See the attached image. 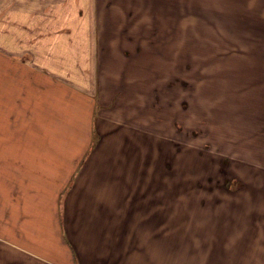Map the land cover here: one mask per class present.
Masks as SVG:
<instances>
[{
  "label": "rangeland",
  "instance_id": "rangeland-1",
  "mask_svg": "<svg viewBox=\"0 0 264 264\" xmlns=\"http://www.w3.org/2000/svg\"><path fill=\"white\" fill-rule=\"evenodd\" d=\"M94 11L99 158L126 173L141 217L164 232L161 250L175 253L168 262L205 255L198 241L227 226L225 239L264 241V0H97ZM27 115L7 127H30ZM12 177L0 185L6 201Z\"/></svg>",
  "mask_w": 264,
  "mask_h": 264
},
{
  "label": "crops",
  "instance_id": "crops-1",
  "mask_svg": "<svg viewBox=\"0 0 264 264\" xmlns=\"http://www.w3.org/2000/svg\"><path fill=\"white\" fill-rule=\"evenodd\" d=\"M81 1L89 14L79 0H0V185L7 173L14 185L12 201L0 197V264H167L175 253L161 250L164 232L141 217L126 173L118 176L108 154L99 158L97 0ZM29 112L30 127H7ZM229 228L222 239L198 241L210 248L205 255L174 264H264V241L225 239Z\"/></svg>",
  "mask_w": 264,
  "mask_h": 264
}]
</instances>
